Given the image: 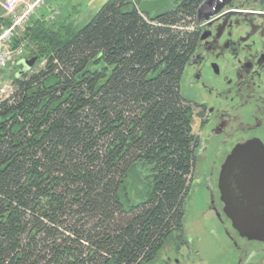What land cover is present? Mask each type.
I'll return each mask as SVG.
<instances>
[{
	"label": "trees",
	"instance_id": "1",
	"mask_svg": "<svg viewBox=\"0 0 264 264\" xmlns=\"http://www.w3.org/2000/svg\"><path fill=\"white\" fill-rule=\"evenodd\" d=\"M203 1L32 19L34 65L0 101V264H147L180 237L200 146L181 82Z\"/></svg>",
	"mask_w": 264,
	"mask_h": 264
},
{
	"label": "flooded vegetation",
	"instance_id": "2",
	"mask_svg": "<svg viewBox=\"0 0 264 264\" xmlns=\"http://www.w3.org/2000/svg\"><path fill=\"white\" fill-rule=\"evenodd\" d=\"M195 28L198 44L181 90L197 126V156L208 159L202 201L180 237L147 264H264V240L235 231L218 189L221 167L236 147L264 146V0H232Z\"/></svg>",
	"mask_w": 264,
	"mask_h": 264
},
{
	"label": "water",
	"instance_id": "3",
	"mask_svg": "<svg viewBox=\"0 0 264 264\" xmlns=\"http://www.w3.org/2000/svg\"><path fill=\"white\" fill-rule=\"evenodd\" d=\"M231 1L204 0L197 10L196 26L208 23ZM34 62L21 59L17 65L26 71ZM218 189L235 231L247 240H264V146L250 141L236 147L221 167Z\"/></svg>",
	"mask_w": 264,
	"mask_h": 264
},
{
	"label": "rangeland",
	"instance_id": "4",
	"mask_svg": "<svg viewBox=\"0 0 264 264\" xmlns=\"http://www.w3.org/2000/svg\"><path fill=\"white\" fill-rule=\"evenodd\" d=\"M107 0H47L46 5L40 11H38L34 19H43L46 23L55 26L63 23H72L75 25H81L85 23L90 17H92L103 3ZM172 4L174 0H167ZM169 4H155L154 2L144 3V7L150 11V14L155 12H161L167 9ZM57 15L53 20H45L51 14ZM33 20L28 24L27 29L32 25ZM27 45V44H26ZM16 65L9 66L3 70L0 74V101L9 96L13 91L12 77L17 73L18 68ZM24 70V68H23ZM208 158V155L207 157ZM208 159H202L201 155L197 156V162L195 167V173L193 176V182L191 184V194L187 200L186 212L184 217V227H188L191 221V216L195 210L201 205V198L203 195L202 184H204L205 177L208 169ZM217 169H215V174ZM159 254V253H158Z\"/></svg>",
	"mask_w": 264,
	"mask_h": 264
},
{
	"label": "built area",
	"instance_id": "5",
	"mask_svg": "<svg viewBox=\"0 0 264 264\" xmlns=\"http://www.w3.org/2000/svg\"><path fill=\"white\" fill-rule=\"evenodd\" d=\"M47 0H0V74L24 58L23 36L29 22L44 8ZM57 15L48 16L53 20Z\"/></svg>",
	"mask_w": 264,
	"mask_h": 264
}]
</instances>
